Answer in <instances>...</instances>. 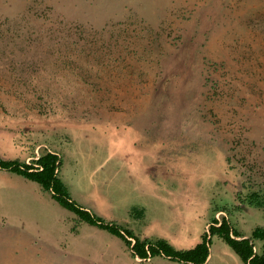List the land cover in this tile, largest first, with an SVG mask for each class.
Instances as JSON below:
<instances>
[{
  "label": "rangeland",
  "instance_id": "374dc122",
  "mask_svg": "<svg viewBox=\"0 0 264 264\" xmlns=\"http://www.w3.org/2000/svg\"><path fill=\"white\" fill-rule=\"evenodd\" d=\"M44 147L75 200L142 239L190 249L231 214L264 228V0H0V155ZM11 175L0 264H181L134 257ZM212 242L206 264H244Z\"/></svg>",
  "mask_w": 264,
  "mask_h": 264
},
{
  "label": "trees",
  "instance_id": "16d2710c",
  "mask_svg": "<svg viewBox=\"0 0 264 264\" xmlns=\"http://www.w3.org/2000/svg\"><path fill=\"white\" fill-rule=\"evenodd\" d=\"M40 153V158H34L29 163L0 158V170L10 171L38 183L60 206L74 213L78 223H86L118 237L132 251L134 257L143 260L163 257L181 264H206L211 256L212 238L218 236L239 255L244 264H264V248L262 253H258L256 249V242L264 240L262 227L256 228L250 236H246L237 231L230 218L225 215L222 219L214 218L201 241L190 249H177L163 238L142 239L132 229L108 221L75 200L60 176V155L46 147L42 148Z\"/></svg>",
  "mask_w": 264,
  "mask_h": 264
},
{
  "label": "crops",
  "instance_id": "0c3cea01",
  "mask_svg": "<svg viewBox=\"0 0 264 264\" xmlns=\"http://www.w3.org/2000/svg\"><path fill=\"white\" fill-rule=\"evenodd\" d=\"M3 156L2 155H0V158H2ZM31 159H32V155H31V157H29L28 158V163L31 161ZM16 160V159H15ZM4 171V170H3ZM10 171H5L4 173H1L0 174V179H5V180H9V181H12V180H15V178H14V176L13 175H11V173L12 172H10ZM15 174V173H14ZM16 175H18V174H16ZM20 176V175H19ZM60 176H61V170H60ZM22 177V176H21ZM24 178V177H23ZM24 179H26V178H24ZM26 180H28V179H26ZM23 181H25V180H23ZM29 181H31V180H29ZM33 182V181H32ZM36 183V182H35ZM38 184V183H37ZM67 185V184H66ZM40 186V185H39ZM68 186V185H67ZM41 187V186H40ZM68 188H69V186H68ZM42 189V188H41ZM43 190V189H42ZM69 190H70V188H69ZM71 192V191H70ZM72 194V196H73V193H71ZM52 198V197H51ZM53 199V198H52ZM54 200V199H53ZM55 201V200H54ZM252 206V205H251ZM134 209H138V207H137V205L135 206V207H133ZM135 211V210H134ZM139 213H141V214H143L144 215V213L146 212L145 211V208H142V210H137ZM232 216V214L231 215H229L228 217L230 218ZM77 219V218H76ZM72 220H74L75 221V218L73 219L72 218ZM65 222H66V234L67 233H72V235L73 234H76L75 233V230H76V227L75 226H73V225H71V224H68L67 223V221L65 220ZM36 226L37 227H40L39 226V223L38 224H36ZM34 232H38L39 233V230H34ZM78 234V233H77ZM243 235H246L245 233H242ZM251 235V234H250ZM250 235H246V236H250ZM50 237L51 238H53L52 240H50V241H56V240H58V238H57V236L56 235H52V233H50ZM202 238V237H201ZM32 243H34L33 241H27V242H25V244L26 245H29L30 247H31V245H32ZM51 251H50V254H49V258L51 259V260H53V261H55V260H58V261H60V260H63L62 259V255H63V257H65L66 258V256H67V253L64 251V249L61 247V245H54V246H51ZM22 252V251H21ZM25 252V257L28 255V253L26 252V251H24ZM63 253H65V255L63 254ZM30 255L32 256V255H34V253H30ZM47 256V253H45V252H43V255L40 257V258H45ZM73 258H78V259H81L82 257H80V255L79 254H75L74 256H73ZM88 260V259H87ZM68 261L70 262H72V264H74V262H73V259L71 258V259H68ZM57 264H61V263H57Z\"/></svg>",
  "mask_w": 264,
  "mask_h": 264
},
{
  "label": "built area",
  "instance_id": "2783aa9c",
  "mask_svg": "<svg viewBox=\"0 0 264 264\" xmlns=\"http://www.w3.org/2000/svg\"><path fill=\"white\" fill-rule=\"evenodd\" d=\"M40 149V148H39ZM38 149V151H37V154H36V156H35V158L36 159H38V158H40V155H41V153H40V150Z\"/></svg>",
  "mask_w": 264,
  "mask_h": 264
},
{
  "label": "water",
  "instance_id": "95a60500",
  "mask_svg": "<svg viewBox=\"0 0 264 264\" xmlns=\"http://www.w3.org/2000/svg\"><path fill=\"white\" fill-rule=\"evenodd\" d=\"M209 259H210V257H209Z\"/></svg>",
  "mask_w": 264,
  "mask_h": 264
}]
</instances>
